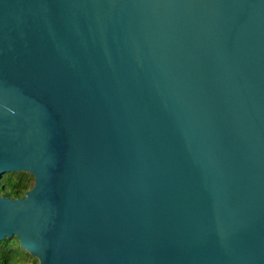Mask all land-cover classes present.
I'll return each mask as SVG.
<instances>
[{"label":"water","instance_id":"water-1","mask_svg":"<svg viewBox=\"0 0 264 264\" xmlns=\"http://www.w3.org/2000/svg\"><path fill=\"white\" fill-rule=\"evenodd\" d=\"M11 171L38 264H264V0H0Z\"/></svg>","mask_w":264,"mask_h":264},{"label":"trees","instance_id":"trees-1","mask_svg":"<svg viewBox=\"0 0 264 264\" xmlns=\"http://www.w3.org/2000/svg\"><path fill=\"white\" fill-rule=\"evenodd\" d=\"M34 178L27 171L4 172L0 175V196L18 198L33 186ZM0 264H38L16 236L0 240Z\"/></svg>","mask_w":264,"mask_h":264}]
</instances>
